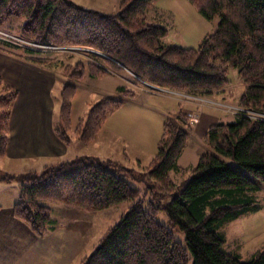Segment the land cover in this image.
<instances>
[{"label": "trees", "instance_id": "16d2710c", "mask_svg": "<svg viewBox=\"0 0 264 264\" xmlns=\"http://www.w3.org/2000/svg\"><path fill=\"white\" fill-rule=\"evenodd\" d=\"M157 1L120 0L115 14H103L78 8L70 0H0L1 30L10 32L9 25L22 20L16 33L23 39L49 46L90 47L105 56L97 62L62 66L59 127L53 132L64 146L72 140L82 145L94 141L107 117L122 105L117 97H102L72 131V100L85 76L98 79L126 73L160 88L212 96L229 86V70H235L244 87L237 101L239 114L231 122L206 129L205 152L189 171L178 166L189 141L187 114L179 107L164 120L156 153L145 168L151 192L159 189L160 200H143L127 182L129 169L83 158L21 180L13 217L41 236L51 223L46 203L94 212L130 202L81 264H264V248L242 260L225 250L221 232L225 224L261 210L256 193L264 185V0H188L205 19L219 18L216 30L196 49L164 43L168 31L146 17ZM2 48L47 68L54 62L31 51ZM124 88L118 85L116 95L134 98ZM17 96V90L0 78V159L6 155ZM171 172L187 174L180 189ZM15 179L0 175V182ZM160 213L169 227L156 220ZM175 227L184 233V245L174 240L171 228Z\"/></svg>", "mask_w": 264, "mask_h": 264}, {"label": "rangeland", "instance_id": "374dc122", "mask_svg": "<svg viewBox=\"0 0 264 264\" xmlns=\"http://www.w3.org/2000/svg\"><path fill=\"white\" fill-rule=\"evenodd\" d=\"M70 1L78 8L103 14H115L120 2V0ZM146 17L149 23L158 24L168 31L165 44L183 49H196L206 36L216 30L219 23V18L207 20L202 17L188 0H158L146 12ZM21 24L22 20L12 22L8 27L11 31L7 32L18 36L16 32ZM36 45L38 48L32 53L52 58L54 62L47 69L53 74V78L56 75L59 81L62 80L63 64L97 62L98 59L105 57L90 47L49 46L38 43ZM15 50L16 54H22L20 50ZM21 56L13 55L3 48L0 49V58L5 60L4 70L1 73L14 88L31 90L34 95L35 92L28 86V83L32 82L31 77L36 75L35 68L38 66ZM227 79L229 86L222 88L212 96H194L147 84L126 73L120 75L110 73L98 79L85 76L82 83L77 86L72 100L71 128L73 131L77 121L83 118L89 107L102 97L112 96L121 100V108L108 116L103 124L99 144L96 146L97 150L93 151L104 155L108 153L104 149L110 145L111 160L120 162L121 166L131 171L128 174V184L140 191L143 200H160L159 189L151 192L152 184L146 181L145 168L156 153V144L161 136L164 120L168 115L174 114L179 107L185 110L190 124L189 141L178 160V165L181 170H191L206 149L200 137L203 126L209 127L217 122H231L239 114L240 108L237 101L244 87L235 70H229ZM118 85H123L126 91L134 95V99H125L116 95ZM60 92L61 86L59 85H56L51 92L53 127H59ZM85 149L88 148H84L82 144L74 140L70 151H74L77 157L51 166H36L33 161L27 165L22 161L0 160V175L16 177L10 183L0 182V264H15L17 260L24 258L25 249L27 248L28 251L30 246L35 247L31 244V238L27 239L29 235L34 239L38 238L39 246L51 247L53 252L64 241H68L75 252L79 250V253H70V264H81L92 254L105 234L127 212L131 205L130 202H122L94 212L66 208L58 203H46L51 223L41 236L34 235L26 223L13 217L12 208L17 200L21 180L38 176L45 168L55 167L62 162L83 160V156H79V153L84 152ZM122 151L125 152L127 159L119 158ZM187 177V174L170 173L171 180L179 189ZM256 199L261 206L259 212L229 222L221 229L226 241L225 250L239 254L242 260H248L258 250L264 248V185H260ZM168 200L169 197L164 199V202ZM156 220L169 227L164 213L158 214ZM171 232L174 240L184 245V233L178 227L171 228ZM80 237L82 244L81 248H78L75 244L78 239L80 241Z\"/></svg>", "mask_w": 264, "mask_h": 264}, {"label": "crops", "instance_id": "0c3cea01", "mask_svg": "<svg viewBox=\"0 0 264 264\" xmlns=\"http://www.w3.org/2000/svg\"><path fill=\"white\" fill-rule=\"evenodd\" d=\"M4 62V58H0V78L5 84L14 88L12 84H10V81L4 78V74L1 73L4 70ZM36 66H38V68H35L36 75L31 77L32 82L28 83V86L33 89L35 94L33 95L31 90L25 91L22 90V88H14L18 91V96L13 104L9 119L10 133L6 155L0 159L1 161L3 159H8L9 161H22L27 165L30 161H33L36 166L41 165V167H43L55 165L63 160H73V157H77L74 151H70V147L73 145L74 140L69 146H64L55 137L53 132L55 127H53V102L51 100V92L56 85H62V80H57L58 77L56 75H54L55 78H53V74L47 67L40 65ZM93 92H95L94 89ZM207 128L208 127L203 126L201 129V140ZM102 129L103 127L94 141L88 145H83L84 148L88 149H85L84 152H80L79 156L98 160L103 163H118L117 161L111 160L109 157L112 155L110 145L104 149L108 152L104 155L96 154V152L93 151L97 150L96 146L99 144ZM119 158L127 159L124 151L120 153ZM118 164L120 165V162ZM65 237L67 238L66 234ZM28 238H31V244L35 247L30 246L28 251L26 248L25 257L17 260L15 264H70V253H79V250L76 252L74 251L73 246H70L68 241H64L62 245H59L58 249H55L53 252L51 247H46L45 245L39 246L37 241L38 238L35 237L36 239H34V237H30V235L27 239ZM81 244L82 238L80 237V241L78 239L75 245L81 248Z\"/></svg>", "mask_w": 264, "mask_h": 264}, {"label": "built area", "instance_id": "2783aa9c", "mask_svg": "<svg viewBox=\"0 0 264 264\" xmlns=\"http://www.w3.org/2000/svg\"><path fill=\"white\" fill-rule=\"evenodd\" d=\"M0 46H10L31 52L34 51L36 48H38L36 43L23 39L19 36H15L1 29H0Z\"/></svg>", "mask_w": 264, "mask_h": 264}]
</instances>
